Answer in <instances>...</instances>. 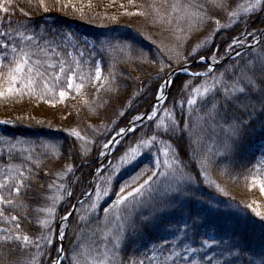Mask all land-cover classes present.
<instances>
[{
    "label": "trees",
    "instance_id": "trees-1",
    "mask_svg": "<svg viewBox=\"0 0 264 264\" xmlns=\"http://www.w3.org/2000/svg\"><path fill=\"white\" fill-rule=\"evenodd\" d=\"M177 2L182 7L174 12L171 6ZM223 2L225 6L219 8L213 7L211 0H134V5L130 0H45L49 11L44 12L42 8L34 10L27 0H21L20 6L32 16L29 26L36 40L48 51L46 57L39 58L57 65L54 69L42 67L41 71L46 78L51 77L53 72H59V63L63 60L66 73L56 83L55 95L45 93L38 80L36 94L0 98V121L9 122L4 123L6 142L1 146L0 173H6L9 166L24 172L21 193L18 198L13 196L22 207L3 206L0 229L8 228L11 217L16 216L20 234L28 235L33 241L27 248L15 240L0 242V264L31 261L52 264L61 247L58 239L61 217L72 212L93 185H99L103 191L110 175L109 194L101 196L95 210L93 194L64 223L61 264H77L72 259L74 255L79 264H90L93 258L102 259L106 249L110 256H115L112 264H162L165 257L176 251L173 241L181 232L194 239L191 247L201 248L203 240L215 239L239 251L244 263L251 257L264 259V220L246 207L249 199H242V194L249 198L255 192L249 169L261 155L264 111L254 98L242 94H238L242 102L227 101L224 84L220 82L222 79L231 85L239 80L241 86L247 83L241 77L264 60V37L259 46L216 69L206 62H197L202 58L212 61L213 57L214 62H219L252 44L264 30V7L245 13L240 6L254 0ZM153 4L160 9L163 21L156 16ZM188 5H192L188 11L195 15L185 12ZM233 10L239 12L238 18H230ZM141 11L146 15L136 14ZM197 15L203 19L197 21ZM13 19L25 18L17 12ZM217 20L224 27L215 32ZM71 37L83 48V56L72 51L67 42ZM237 37L242 43L233 44L230 49L229 45ZM205 40L207 43L201 46ZM51 43L56 45V53H51ZM73 57L82 66L76 78L84 85L83 101L68 108L67 116L38 117L33 113L35 106L58 104L59 91L68 90L66 76L76 69ZM98 62L107 81L100 88L94 84ZM187 64L192 65L186 73L175 75L166 100L154 109L158 85ZM80 75L86 78L81 81ZM214 82V90L208 97L198 98L190 109L187 100L193 89L201 86L212 89ZM213 103L215 109H212ZM246 105H255L256 110L249 111ZM149 110H155L157 116L153 120L144 119L135 126V132L128 131L107 157L108 150L103 145L113 142L120 129L127 128L137 116H145ZM166 111L171 115H166ZM173 118L177 121L175 130L165 133L163 125H170ZM161 121L163 125L157 128ZM237 123L241 126L233 134L230 125ZM73 131H79L85 140L70 135ZM153 135L157 140L151 148L142 149L143 154L134 163L120 165L118 173L113 174L112 165L119 163L130 146ZM49 145H55L56 150L52 151ZM168 145H171L170 156L173 153L179 156L191 180L179 182L171 175H154L155 158L159 156L163 161V150ZM202 159L210 162L207 180L201 170ZM68 167H72L71 173L66 171ZM150 178L152 188L143 197H137L138 201L143 200L142 206L116 233L112 214L109 213L106 224L103 209L111 207L121 187L131 186L126 188L124 194H127ZM61 184L65 187L58 191ZM53 198L54 212L49 216L46 209L53 207ZM45 220L51 221L49 227L44 226ZM49 233L53 237L51 244L41 239ZM116 235H119V245H116ZM156 247L159 255L153 259ZM178 248L182 256L188 255L182 251V245ZM210 254L221 264L240 262L228 263L223 253L214 250L194 253L189 259L204 261Z\"/></svg>",
    "mask_w": 264,
    "mask_h": 264
},
{
    "label": "snow or ice",
    "instance_id": "snow-or-ice-1",
    "mask_svg": "<svg viewBox=\"0 0 264 264\" xmlns=\"http://www.w3.org/2000/svg\"><path fill=\"white\" fill-rule=\"evenodd\" d=\"M130 2L134 5V0H130ZM211 2L213 7L223 8L225 6L223 0H211ZM20 3L21 0H0V81H3V83L7 85L6 87L0 86V98H8L17 95L22 96L26 93L29 95L36 94V86L38 80L41 82L43 86V91L45 93H52L53 95H55L56 83H58L61 79V76H64L66 73L65 62L61 60L59 63V72H53L51 74V77L46 78L45 72L41 71V68L46 66L49 69H54L57 67V65L49 63L47 60L42 61L39 58L41 57V55L46 57L48 55V51L46 48H42L37 42L34 30L29 26L32 20V16L29 11H26L24 7L20 6ZM27 3L34 10L36 8H42L44 12L49 11V7L46 5L45 0H37V3L35 4L32 3V0H27ZM151 7L156 13V16L161 21H163L164 17L160 13V9L155 4L151 5ZM171 7L174 12H177L181 10L182 5L177 2ZM191 7L192 5H188L187 8H185V12L188 15H195L188 11V9H190ZM240 7L245 13L252 12L257 8L264 7V0H254V2L247 3L246 5H242ZM17 12H19L21 16L25 19L14 20L13 17ZM136 14L146 15V13L143 11L138 12ZM229 16L230 18H238L239 12L233 10L229 14ZM196 19L197 21H200L203 19V17L197 15ZM216 24L217 28L214 30L215 32H218L221 27H224L220 25L218 20L216 21ZM206 43L207 40L202 42L201 46ZM240 43H242V41H240L239 37H237L233 40V43L229 45V48L231 49L233 47V44ZM257 43H259V41H257ZM237 55H240V53H237ZM213 60L215 61V57H213ZM73 63L75 64L76 69L72 70L70 74L66 76L67 88L69 90H72L74 87L73 81L74 79H76V72L79 70L80 67L79 61L76 60L75 57H73ZM101 71V68L97 65L95 68V80L99 81L101 79ZM161 71H163V67L161 68ZM193 75L199 74L194 73ZM205 75H207V73H205ZM85 78L86 77L84 75H80L79 77L81 81H83ZM241 79L247 81L244 86H241L239 80H237L231 85H228L224 83V81L221 79L220 82L224 84L223 91L225 94V99L229 102H231L232 99H236L238 102H242L240 100V95H238L242 94L248 98H254L257 104L260 105L261 111H264V60L260 61L259 66L253 65L252 67H250L247 73H245L241 77ZM50 80H52L53 83H50ZM105 82H107L106 79ZM173 83L174 81L170 79H164L163 83L161 85H158V101L162 102L166 100L165 88L170 87ZM17 85L20 86L17 87ZM257 85H259L258 89ZM103 86L104 85L101 84V87ZM214 86L215 82L213 84L212 89L207 86L194 88L191 94V98L187 100L188 107L191 109L192 106L196 105L198 98H207L209 93L214 90ZM83 87V83H80L76 86L75 90L79 91ZM66 95L67 93L65 91H59V96L61 99H63ZM153 107L155 109L159 107V105L157 104ZM181 107H183V105H181ZM215 107L216 105L213 103L212 109H215ZM246 107L249 111L256 110L255 105H246ZM165 114L169 116L171 115V113L167 111L165 112ZM209 115H212L211 111L209 112ZM156 116L157 112L155 110H152L146 118L148 120H153ZM144 118V116H137L135 119L140 121ZM0 123L9 122L0 121ZM241 123L230 125V130L233 134H236V132L239 130ZM161 125H163V121H161L160 124H157V128H160ZM176 126L177 121L173 118L170 125H163V130L165 133L169 131H174ZM135 130V127H130L128 129H120V131L117 133V136L124 134L126 131L135 132ZM70 135L74 136L78 140H85V137L82 136L79 131H73L70 133ZM156 140L157 136L153 135L150 139L142 138L139 142L135 144L134 147L130 146L126 150L124 155L119 158V163L116 165H112L113 174L118 173L120 165H128L134 163L143 154L142 149L151 148L156 142ZM89 143H91V141H89ZM113 143H119V141L113 139ZM48 147L52 151L56 150L55 145H49ZM103 148L111 150L109 143H105L103 145ZM169 148H171V145H168L163 150V161H161L159 156L155 158L154 175H163L165 177L171 175L177 178L179 182L191 180L192 177L186 174L183 170L186 166L183 165L182 161L176 153H173L170 156ZM209 163L210 162L207 159H202L200 161L201 170L205 173L206 180L208 179L207 168ZM161 168H163L164 171H161ZM66 171L71 173L73 169L72 167H68ZM262 173H264V157H261L255 164H253L252 168L249 169V174L252 177V187H256L258 185L260 192L264 193V181H259L256 179V177ZM0 176L4 177L3 179H0V216H4L3 206L22 207L21 204H18L16 202L13 196L15 195V197L18 198L21 193V190L24 186V172L21 171L19 168H13L9 166L7 172L0 173ZM111 179V175L106 178V186L104 187L103 191L101 190L99 185H97L94 187L93 193H87V195L89 196H92L93 194L95 195V202L92 205L93 210H95V208L97 207V203L99 202L101 196H107L109 194ZM135 181L136 178L133 177V182ZM152 184L153 181L150 178L149 180H146L143 184H140L138 187L132 188V190L128 191L127 194H124L125 190L126 188L131 186L126 184L125 186L121 187L119 189L120 195L116 197L111 207L103 209L105 214V223L107 224L109 222V213H111V221L115 223V232L119 233L126 220L130 218L140 206H142L143 200L138 201L137 197H143L145 191H149L152 188ZM64 187L65 186L63 184L59 185L58 191L63 190ZM217 187L219 188L218 185ZM177 191H179V185H177ZM220 191L223 192V189H220ZM224 194L227 195V193ZM68 195L70 196L71 193L69 192ZM53 201V207H49L46 209V211L49 213V216H52L54 212L55 198H53ZM246 207L250 208L255 213V215L259 216L260 219L264 220V214H262L260 211H257L253 204H248L246 205ZM71 215L72 212L69 211L65 216L61 217L62 222L67 221ZM5 219L7 218L5 217ZM9 222L15 224V234L8 235L7 233L9 232V229H0V231L6 233L5 235L0 236V242L15 240L17 242H21L23 247L25 248L33 244V241L29 238L28 235L20 234V221L18 217L12 216ZM43 224L45 227H49L51 221L45 220L43 221ZM109 234L111 235V233ZM58 238L60 241H63L64 236L59 235ZM41 239L45 240V242L48 244L53 243V237L51 233H49L47 236H41ZM105 239H108V237L106 236ZM115 241L116 245H119V235L115 236ZM218 243L219 242L215 239L211 240V242L205 239L202 241L203 247H185L184 252L188 254L185 256H182L180 252L174 251L170 253L167 257H165L162 264H168L169 261H172L173 264H175L177 260H179V264H204V261H206L207 264H221V261L215 259L214 255L206 256L204 258V261L194 257L192 259H189L192 254L204 251L205 248H211L213 247V245H216ZM35 246L37 248L40 247L38 243ZM63 254L64 249L62 247L58 248L56 253V260L52 262V264H60L61 257L63 256ZM72 259L76 261L77 264H79V261L77 260V257L75 255L72 257ZM114 259L115 256H110L106 249L102 254V259L97 260L93 258L90 264H112ZM153 259H156V257L153 256ZM29 264H35V261H31L29 262ZM141 264H143V262H141Z\"/></svg>",
    "mask_w": 264,
    "mask_h": 264
},
{
    "label": "rangeland",
    "instance_id": "rangeland-1",
    "mask_svg": "<svg viewBox=\"0 0 264 264\" xmlns=\"http://www.w3.org/2000/svg\"><path fill=\"white\" fill-rule=\"evenodd\" d=\"M75 46H77V45H75ZM214 63L217 64V62H214ZM104 82H105V78H104V75L101 71V79L99 81L95 80V83L100 88L101 84H104ZM78 84H79V82L76 81V79H74L73 89L69 90L67 92V95L63 99H61L62 101L60 102L59 105H48V106H44L43 108H38V106H35L33 113L35 115H37L38 117L41 116L43 118H50V117H54V116H67L68 115V108L75 107L80 101H82L81 89L79 91L75 90V88ZM0 86L6 87L7 85H5L3 83V81H0ZM0 125H1V123H0ZM115 140L119 141L117 138ZM116 144L117 143H113V142L110 143L111 150L106 149V150H108L107 156H108V154L109 155L112 154L113 147ZM259 144L262 145L261 146L262 148L260 151L261 155H260V157H258L257 161L261 157H264V141L262 143H259ZM4 167H5V165L3 164V168ZM99 167L100 166H98L96 171H98ZM3 178H4L3 176L0 177V179H3ZM256 179L259 181H264V173L258 175L256 177ZM253 189H255V192L251 193L249 195V198H247V196L245 194H242V199H245V200L249 199V202H250L249 204H254L257 211H260L263 214L264 213V211H263L264 210V193L260 192L258 185L256 187H253ZM243 195H245L246 198H244ZM6 229H9V232L7 233L8 235L15 234V231H16L15 226L12 223H10L9 227ZM5 234L6 233L0 231V236H3ZM173 243L176 245V247H175L176 252H180L178 246L182 245V251H183V249L185 247H191V244L194 243V239L191 237H188L187 235H185L181 232L179 235L176 236V239L173 241ZM158 248L159 247L155 248L157 250H154L155 252L152 254V258H153V256L156 257L157 255H159L158 254L159 253ZM210 250H214L215 252H218V254L223 253L224 258L228 263H234L236 261H240L239 264H264L263 258H256L255 259V258L251 257L250 259L247 260V262H245V263L242 262V260H240L241 259L240 252L236 251L230 245H225V244L221 245L220 243H218L216 245H213V247H211V248H205V250L203 252L208 253Z\"/></svg>",
    "mask_w": 264,
    "mask_h": 264
},
{
    "label": "bare ground",
    "instance_id": "bare-ground-1",
    "mask_svg": "<svg viewBox=\"0 0 264 264\" xmlns=\"http://www.w3.org/2000/svg\"><path fill=\"white\" fill-rule=\"evenodd\" d=\"M261 36H258L257 38H258V40H259V38H261L260 40H259V43H257V38L253 41V45L255 46V47H257V46H259L260 45V43H261V41H262V39H263V37H264V30L261 32ZM251 44V43H250ZM249 45V43L246 45V46H244V47H247ZM192 64H187V65H185V71H187L188 70V68L191 66ZM217 68V66H214V69H216ZM194 76H198V75H194Z\"/></svg>",
    "mask_w": 264,
    "mask_h": 264
},
{
    "label": "water",
    "instance_id": "water-1",
    "mask_svg": "<svg viewBox=\"0 0 264 264\" xmlns=\"http://www.w3.org/2000/svg\"><path fill=\"white\" fill-rule=\"evenodd\" d=\"M261 38H259V40H260ZM259 40H257V41H259ZM185 68H182L181 70H177L176 72H174L172 75H171V77L169 78L170 80H171V78H172V76L175 74V73H177V72H180V71H182V70H184ZM133 126V124H131L130 126H129V128L130 127H132Z\"/></svg>",
    "mask_w": 264,
    "mask_h": 264
}]
</instances>
